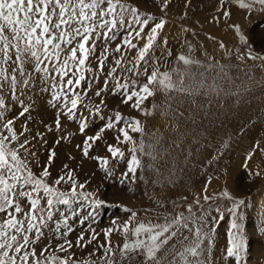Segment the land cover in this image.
I'll return each instance as SVG.
<instances>
[{
	"label": "rangeland",
	"instance_id": "374dc122",
	"mask_svg": "<svg viewBox=\"0 0 264 264\" xmlns=\"http://www.w3.org/2000/svg\"><path fill=\"white\" fill-rule=\"evenodd\" d=\"M128 2L138 7L142 14L166 21L150 52L151 59L147 65L149 74L157 62L161 72L172 73L174 81L179 79L177 71L187 72L188 75L184 77L187 91L166 92L157 88L155 95L142 104L143 108L152 112L145 116L124 104L121 95L113 94L111 89L114 85L109 82L110 91L103 94L104 116L114 117L115 112H120L126 118L140 120L145 129L143 137L132 133L137 146L141 138L145 144L144 153H137L143 171H138L139 178L134 182L125 180L121 183L122 173L127 170L126 161L131 146L117 144L115 137L119 135V125L105 130L102 140L90 152V155L109 158L108 167L113 170L112 176L107 175L99 161L84 158L81 149L76 147L82 145L85 137L80 135L75 122L62 120L61 133H46L47 144L33 142L35 147L32 150L36 156H30L29 160L35 173L39 174L42 166L47 164L48 149L54 146L57 154L49 166L51 175L48 182L52 183L63 176L60 190L70 192L71 180L67 172L71 170L72 179L78 185H85L83 193L93 194L87 200L82 196L72 201L70 206H55L52 220L48 222L44 237L37 245L38 252L42 246L50 245L55 250L60 244L71 241L73 259L88 261V264H104L101 259L104 250L98 245L106 244L110 239L114 247L122 246L125 237L117 229H122L124 224L130 223L133 228L140 223L162 224L166 216L180 212L187 215L189 205H193L200 214L193 201L201 196V205L208 213L210 224L218 216L216 209L224 215V219L216 220L215 224L214 247L209 257L212 264H264V149L260 144L264 132V66L258 60L239 58L248 51V46L240 42L239 35L231 27L233 24L239 25L253 53L264 55V11L253 9L249 12L231 4L232 16L217 23L213 17L221 15L218 11L220 0H167L166 8L165 0ZM151 26L150 22L149 28ZM147 31L148 28L145 29ZM123 35L124 30L121 29L118 39L110 45L105 72L98 74V82L93 81L85 103L100 102L94 92L104 86L105 75L113 58L121 55L113 53L112 49L121 43L119 37ZM164 40L167 41L166 45ZM133 43L142 46L144 41L133 40ZM100 51L98 44L97 55ZM179 55L198 60L200 64L185 66L178 61ZM135 56V49L125 52L124 63L127 67L132 66L128 61ZM139 70L143 72V62ZM117 74L127 76L130 85L133 81L137 86L146 82L143 75L134 76L120 69ZM37 96L34 97V110L30 113L33 120L28 126L33 131L44 132V124L54 127L55 110L47 105L49 97L46 94ZM103 124L104 121L99 120L92 123L89 134H94ZM19 125L20 120L17 127ZM67 133L74 135L60 145L53 144L58 135ZM109 144L125 152L124 161L110 157L106 150ZM148 152L156 159L147 155ZM69 156L74 159H69ZM249 156L251 159H248ZM64 165H68V169ZM205 187L211 197L207 202L202 199ZM77 191L81 189L78 187ZM224 191L235 199H245L247 203V207L241 208L238 213L244 217L242 226L247 243L242 260L227 256L231 232V213L228 210L233 200L223 198L221 193ZM133 212L136 213L135 218L132 217ZM65 219L67 224L64 223ZM57 226L59 233L56 232ZM108 229H112V233L106 238ZM250 230L253 233H249ZM93 234L96 239L88 243ZM80 236L84 238L80 243L86 247L76 246ZM116 251L117 264H140L142 261V257L135 254H130V260L123 259L118 248ZM55 254L61 257L69 255L68 252L59 251ZM165 255L161 253V256ZM164 264H167V258Z\"/></svg>",
	"mask_w": 264,
	"mask_h": 264
},
{
	"label": "snow or ice",
	"instance_id": "6c2138e0",
	"mask_svg": "<svg viewBox=\"0 0 264 264\" xmlns=\"http://www.w3.org/2000/svg\"><path fill=\"white\" fill-rule=\"evenodd\" d=\"M231 4L249 12L253 9L264 11V0H220L218 11L221 15L213 17V20L219 23L221 19H229L233 14L229 7ZM150 22L152 26L149 28ZM165 23L163 19L156 20L142 14L128 0H0V264H88V261L73 259L71 241L60 244L55 250L50 245L40 247L39 252L37 250L44 237V229L52 220L55 206H70L72 201L82 196L87 200L93 194L83 193L85 185H78L72 179L71 170L67 172L71 180L70 192L60 190L63 176L48 182L51 175L49 166L57 154L54 146L48 149L47 164L42 166L39 174L35 173L29 160L30 156H36L32 150L35 147L33 142L47 144L46 133H61L62 120L75 122L80 135L85 137L82 145L76 147L81 149L84 158L99 161L107 175L112 176L113 170L108 167L109 158L90 155V152L102 140L105 130L119 125V135L115 137L117 144L131 146L121 183L138 179L137 173L143 171V164L137 153H144L145 144L141 138L137 146L132 133L143 137L145 129L140 120L126 118L120 112H115L114 117H105L103 94L110 91L108 84L111 81L113 94L118 93L123 97L124 104L147 116L152 112L143 108L142 104L155 95L157 88L166 92L187 91L184 87L187 72L177 71L179 79L174 81L172 73L160 71L158 62L151 73L148 72L150 52ZM231 27L239 35L240 42L248 46V51L239 58L258 60L264 66V55L253 53L240 26L233 24ZM121 29L124 30V35L119 37L121 43L112 49L113 53L121 55L113 58L104 86L94 92L100 102L85 103L93 81L98 82V74L105 72L110 45L118 39ZM133 40H143L144 43L140 46ZM163 43L166 45L167 41ZM98 44L101 47L99 55ZM220 46L223 48V43ZM132 49L136 50V56L128 61L132 66L127 67L125 52ZM178 61L185 66L200 64L198 60L184 55H179ZM141 62L144 64L143 72L139 70ZM118 69L134 76L143 75L146 82L137 86L133 81L130 85L127 76L117 74ZM38 94H46L49 97L47 105L55 110L54 127L44 124V132L33 131L28 126L33 120L30 113L36 104L34 97ZM97 120L104 121V124L94 134H89L90 125ZM72 135L74 133L58 135L53 144L60 145ZM106 150L112 159L124 161L125 152L120 147L109 144ZM147 155L156 159L151 152ZM69 159L74 157L69 156ZM64 168L68 169V165ZM78 187L81 191H77ZM221 196L233 200L228 210L231 213V232L227 256L242 260L247 243L242 226L244 217L238 213L241 208L247 207V203L245 199H235L227 191ZM202 199L206 202L211 199L207 187ZM193 204L200 209V214L193 205H189L187 215L180 212L166 216L162 224L140 223L134 228L130 223L124 224L122 229H117L125 237L122 246L114 247L110 239L106 244L98 245L104 250L101 255L104 264H117V248L123 259H132L130 254L142 257L140 264H164L166 258L167 264H212L209 257L214 247L215 224L216 220H223L224 215L216 209L218 216L210 224L208 213L201 205V196L195 197ZM135 216L133 212L132 217ZM64 223L67 224V219ZM56 232H60L59 226ZM111 233L112 229L106 230V238ZM83 239V236L78 237L77 247L87 246L80 243ZM95 239L93 234L88 243ZM57 251L68 252L69 255L57 256ZM162 252L166 255L161 256Z\"/></svg>",
	"mask_w": 264,
	"mask_h": 264
},
{
	"label": "bare ground",
	"instance_id": "6f19581e",
	"mask_svg": "<svg viewBox=\"0 0 264 264\" xmlns=\"http://www.w3.org/2000/svg\"><path fill=\"white\" fill-rule=\"evenodd\" d=\"M38 97V96H37ZM38 98H40V97H38ZM37 98V99H38ZM41 102H42V99L40 100ZM260 144H261V147L264 149V132H263V141L261 140V142H260ZM264 220V219H263ZM263 223H264V221H263ZM264 225V224H263ZM249 233H253V232H251V230L249 231Z\"/></svg>",
	"mask_w": 264,
	"mask_h": 264
}]
</instances>
